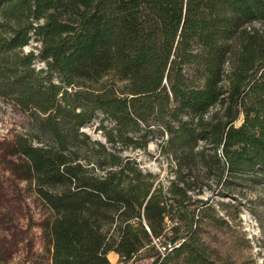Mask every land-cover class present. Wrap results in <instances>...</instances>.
Wrapping results in <instances>:
<instances>
[{"label":"trees","instance_id":"obj_1","mask_svg":"<svg viewBox=\"0 0 264 264\" xmlns=\"http://www.w3.org/2000/svg\"><path fill=\"white\" fill-rule=\"evenodd\" d=\"M0 98L29 113L13 170L51 264H258L237 218L264 184V0H0ZM158 135L168 184L124 155Z\"/></svg>","mask_w":264,"mask_h":264},{"label":"rangeland","instance_id":"obj_2","mask_svg":"<svg viewBox=\"0 0 264 264\" xmlns=\"http://www.w3.org/2000/svg\"><path fill=\"white\" fill-rule=\"evenodd\" d=\"M40 45L33 35L23 50L38 53ZM35 65L38 69L46 68L45 62L40 58L35 59ZM101 117L102 115L98 114L81 130L104 141L105 138L99 129ZM30 124L28 111L20 109L8 99L0 98V264H51V251L42 228L50 210L29 182L13 170V163L18 159L15 136L27 131ZM164 138L158 135L146 148H128L124 155L135 159L144 171H152L168 184L174 176V161L161 150L160 144ZM238 189L241 190L238 192L242 204L237 222L251 240L257 263L264 264V184ZM200 196L212 198L215 204L219 199V196L212 195L207 189ZM155 243L158 249L163 248L162 239H155ZM154 250L143 249V257L135 264H152V257L146 253ZM109 259L113 263L120 261L113 253H109Z\"/></svg>","mask_w":264,"mask_h":264},{"label":"water","instance_id":"obj_3","mask_svg":"<svg viewBox=\"0 0 264 264\" xmlns=\"http://www.w3.org/2000/svg\"><path fill=\"white\" fill-rule=\"evenodd\" d=\"M180 240H181V236L176 235V236L172 237V239L170 240V244H176Z\"/></svg>","mask_w":264,"mask_h":264},{"label":"crops","instance_id":"obj_4","mask_svg":"<svg viewBox=\"0 0 264 264\" xmlns=\"http://www.w3.org/2000/svg\"><path fill=\"white\" fill-rule=\"evenodd\" d=\"M110 253H113L114 254V256H116V258H119V254H117V253H115V252H110Z\"/></svg>","mask_w":264,"mask_h":264},{"label":"bare ground","instance_id":"obj_5","mask_svg":"<svg viewBox=\"0 0 264 264\" xmlns=\"http://www.w3.org/2000/svg\"><path fill=\"white\" fill-rule=\"evenodd\" d=\"M110 255H112V254H110Z\"/></svg>","mask_w":264,"mask_h":264}]
</instances>
